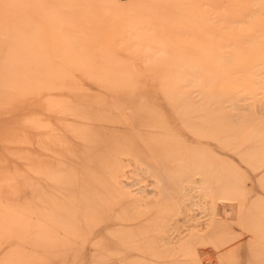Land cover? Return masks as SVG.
<instances>
[{
    "label": "rangeland",
    "instance_id": "rangeland-1",
    "mask_svg": "<svg viewBox=\"0 0 264 264\" xmlns=\"http://www.w3.org/2000/svg\"><path fill=\"white\" fill-rule=\"evenodd\" d=\"M0 264H264V0H0Z\"/></svg>",
    "mask_w": 264,
    "mask_h": 264
},
{
    "label": "bare ground",
    "instance_id": "bare-ground-1",
    "mask_svg": "<svg viewBox=\"0 0 264 264\" xmlns=\"http://www.w3.org/2000/svg\"><path fill=\"white\" fill-rule=\"evenodd\" d=\"M206 137V136H205Z\"/></svg>",
    "mask_w": 264,
    "mask_h": 264
}]
</instances>
